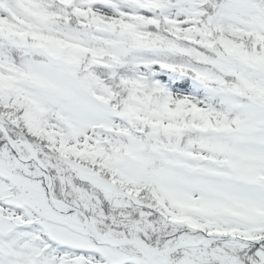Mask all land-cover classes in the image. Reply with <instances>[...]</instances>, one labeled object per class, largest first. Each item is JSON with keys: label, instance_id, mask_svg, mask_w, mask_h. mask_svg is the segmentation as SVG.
I'll return each instance as SVG.
<instances>
[{"label": "snow or ice", "instance_id": "snow-or-ice-1", "mask_svg": "<svg viewBox=\"0 0 264 264\" xmlns=\"http://www.w3.org/2000/svg\"><path fill=\"white\" fill-rule=\"evenodd\" d=\"M0 264H264V0H0Z\"/></svg>", "mask_w": 264, "mask_h": 264}]
</instances>
